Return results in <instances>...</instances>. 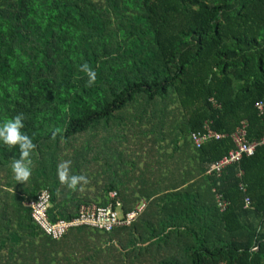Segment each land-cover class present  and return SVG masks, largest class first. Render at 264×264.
<instances>
[{
	"label": "trees",
	"instance_id": "obj_1",
	"mask_svg": "<svg viewBox=\"0 0 264 264\" xmlns=\"http://www.w3.org/2000/svg\"><path fill=\"white\" fill-rule=\"evenodd\" d=\"M259 101L264 0H0V126L22 114L36 145L19 182V146L0 140V264H264V143L219 174L231 139H192L205 123L227 135L245 123L260 141ZM62 161L88 178L83 191L59 182ZM41 188L52 221L144 207L54 240L26 205Z\"/></svg>",
	"mask_w": 264,
	"mask_h": 264
},
{
	"label": "built area",
	"instance_id": "obj_2",
	"mask_svg": "<svg viewBox=\"0 0 264 264\" xmlns=\"http://www.w3.org/2000/svg\"><path fill=\"white\" fill-rule=\"evenodd\" d=\"M255 108L258 116H260L264 122V104L262 101L257 102ZM227 137L231 139L234 148L230 149L226 155L211 164L208 172L214 171L220 174L224 166L233 162H238L243 156L252 155L255 148L264 143V135L258 142L247 141L245 123H242L241 126L230 135L214 131L210 127V123L204 124V130L192 134L193 144L196 147H200L211 140H220ZM239 175H241V173ZM239 188L243 190L244 185L239 183ZM116 196V192L111 193L112 198H115ZM50 198V191L47 188H41L38 191L36 198L27 202L26 205L30 207V216L34 223H36L44 234L54 240L63 237L70 228L79 225H88L95 228L112 230L114 227L120 226L123 223H128L144 207V203L142 202L134 211H130L126 213L125 217H122L114 208L113 203H110L107 206L96 204L81 205L78 216L71 219L60 218L52 221L48 214ZM215 198L218 208L224 210L227 207L228 201L221 193H216ZM244 201L245 205L249 202L248 198H245ZM116 203L117 205L121 204L120 201H117Z\"/></svg>",
	"mask_w": 264,
	"mask_h": 264
},
{
	"label": "clouds",
	"instance_id": "obj_3",
	"mask_svg": "<svg viewBox=\"0 0 264 264\" xmlns=\"http://www.w3.org/2000/svg\"><path fill=\"white\" fill-rule=\"evenodd\" d=\"M81 71L85 72L88 76V85L92 86L97 78V73L87 63L81 66ZM24 127L22 114L16 115L12 120L6 121L0 126V140H2L8 146H19L20 157L19 159H13L12 171L15 174V179L19 182H26L31 177V153L36 148V145L32 142L30 137L21 132ZM59 131V130H57ZM56 133H53V139H55ZM71 161H62L57 166V175L59 182L62 185H66L70 190L83 191V186L89 183L88 178L85 175H75L70 171Z\"/></svg>",
	"mask_w": 264,
	"mask_h": 264
},
{
	"label": "crops",
	"instance_id": "obj_4",
	"mask_svg": "<svg viewBox=\"0 0 264 264\" xmlns=\"http://www.w3.org/2000/svg\"><path fill=\"white\" fill-rule=\"evenodd\" d=\"M142 199H144V198H142ZM140 200H138L137 202H139ZM28 202V201H27Z\"/></svg>",
	"mask_w": 264,
	"mask_h": 264
}]
</instances>
